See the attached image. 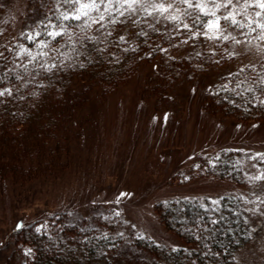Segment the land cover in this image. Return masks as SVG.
I'll return each instance as SVG.
<instances>
[{"label":"rangeland","instance_id":"rangeland-1","mask_svg":"<svg viewBox=\"0 0 264 264\" xmlns=\"http://www.w3.org/2000/svg\"><path fill=\"white\" fill-rule=\"evenodd\" d=\"M96 2L99 12L82 17L84 23H97L103 14L104 20L115 23L123 43L140 17L150 15L159 26L173 29L183 22L185 7L198 6L210 13L206 29L172 46L170 52L182 61L188 57L189 63L207 55L210 64L186 70L170 92L159 98L150 89L156 66L143 62L125 85L106 95L94 90L74 110L65 122L67 135L51 140L50 146L46 142L51 151L59 145L56 154L51 152L55 154L52 165L46 166L52 158L46 149L39 156L43 168L36 170L35 162L24 168L9 166L0 182V264H9L21 225L43 228L53 213L66 215L84 228L100 227L96 230L100 236L107 234L108 245L114 249L99 263L201 264L193 247L162 224L155 206L173 198L200 199L214 206L222 197L233 203L224 207H232L236 217H243L245 210L248 228L246 240L224 264H264V122L244 121L207 107L208 92L222 84L232 97L250 90L247 82L237 81L234 75L264 60V29L257 26L264 24V9L257 0L230 4L228 0H138L131 8L125 0ZM9 3L3 38L13 40L28 32L29 41L18 44L22 69L27 75L45 71L62 54L48 46L53 37L49 33L63 31L65 22L47 21L40 26L42 9L28 6V0ZM78 7L65 14L72 16ZM230 13L244 27H227L223 17ZM217 20L220 28H210L209 23ZM222 42L231 57L217 65L214 56ZM13 86L0 91H11ZM109 217L117 222L111 229L107 228ZM101 220L106 224L102 226ZM145 241L162 254L156 255ZM178 248H182L181 257L175 254ZM22 249L24 254L13 255V264H31L32 248Z\"/></svg>","mask_w":264,"mask_h":264},{"label":"trees","instance_id":"trees-1","mask_svg":"<svg viewBox=\"0 0 264 264\" xmlns=\"http://www.w3.org/2000/svg\"><path fill=\"white\" fill-rule=\"evenodd\" d=\"M9 4V0H0V89L14 84L10 95L0 96V182L9 173V166H30L35 162L36 170L38 166L43 168L44 160L39 156H43L46 149L48 153L53 150L57 153L59 145L55 144L51 151L50 141L67 135L65 122L70 121L92 91L106 95L117 90L133 77L143 62L156 66L150 89L159 98L170 92L186 70H197L196 67L202 66L199 63L210 64L211 57L207 55L197 56L189 63L185 61L188 57L182 61L170 52L172 46L206 29L210 13L194 4L185 7L183 22L173 29L159 26L150 15L140 17L131 26L130 38L123 43L112 21L86 24L83 19L65 20V12L76 5L70 0H28V6L42 9L40 26L47 21H63L65 29L61 31L62 36L48 41L49 47L62 53L56 62L43 72L27 75L18 56V44L29 41L28 32L13 40L3 38ZM225 22L227 27L231 26L229 21ZM223 42L214 56L217 65L228 62L231 57ZM34 75L37 77L32 78ZM234 78L247 82L250 90L232 97L229 87L222 84L208 92L207 107L225 116L264 122V60L242 68ZM16 85L20 86L18 90ZM55 154L51 153L46 166L54 163ZM224 198L226 200L222 197L220 204L214 206L200 199L173 198L157 203L155 210L170 232L193 247L195 255L203 261L201 264H224L248 235L245 210L243 217H236L232 207H224L233 203L225 202ZM57 217L56 213L49 215L43 228H37L34 223L21 225L17 230L16 248L7 263L13 264V255L24 254L22 248L27 245L33 251L29 258L31 264H106L99 262L108 258L114 247L108 245L107 234L100 236L101 231L96 232L100 227L84 228L66 215ZM109 220L107 228H114L117 222L113 217ZM101 224L106 223L101 220ZM144 243L155 250L156 255L162 254L156 245L148 244L150 241ZM182 253V248H178L175 254L181 257Z\"/></svg>","mask_w":264,"mask_h":264},{"label":"snow or ice","instance_id":"snow-or-ice-1","mask_svg":"<svg viewBox=\"0 0 264 264\" xmlns=\"http://www.w3.org/2000/svg\"><path fill=\"white\" fill-rule=\"evenodd\" d=\"M66 2H69V0H66ZM70 2L78 4L79 7L76 9V12L72 16L65 14L64 15L65 20H69V19L80 20V19H82V17H89L91 11L99 12V10H100V4H98L96 2V0H91L90 3H81V0H70ZM125 2L128 3L129 8H131V5L137 3L138 0H125ZM231 2H232V0H228L229 4ZM100 3H103V0H100ZM109 3H111V0H109ZM226 6L227 5H225V7ZM245 6H247V5H245ZM257 6L261 9H264V0H257ZM159 7L161 8V10L167 11V9L163 7V5H160ZM205 14L207 15L208 13H205ZM212 15H215V13H212ZM256 15L260 16L261 13L257 12ZM104 19H105V17L103 16V14H101L96 22L99 23L100 21H103ZM223 19L225 21H229L232 25H238L240 27H244V25L240 24L235 19L234 15L231 13L229 15H225L223 17ZM257 26L261 29H264V24L258 23ZM209 27L213 28V29H219L220 28L219 20L209 23ZM249 27H250V25H249ZM49 35L56 37V36H62L63 33L52 32V33H49ZM227 38H228L227 36L224 37V39H227ZM261 39H264V36H262ZM6 93L10 95L11 91L10 90L0 91V96H4ZM257 179H259V177Z\"/></svg>","mask_w":264,"mask_h":264}]
</instances>
